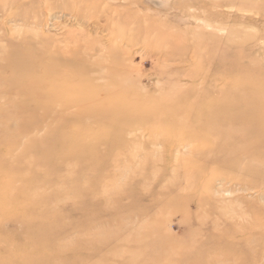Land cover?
<instances>
[{
	"label": "rangeland",
	"instance_id": "1",
	"mask_svg": "<svg viewBox=\"0 0 264 264\" xmlns=\"http://www.w3.org/2000/svg\"><path fill=\"white\" fill-rule=\"evenodd\" d=\"M0 264H264V0H0Z\"/></svg>",
	"mask_w": 264,
	"mask_h": 264
},
{
	"label": "bare ground",
	"instance_id": "2",
	"mask_svg": "<svg viewBox=\"0 0 264 264\" xmlns=\"http://www.w3.org/2000/svg\"><path fill=\"white\" fill-rule=\"evenodd\" d=\"M121 105V104H120ZM118 107H120L121 108V106H118ZM119 109V108H118ZM119 110H121V109H119Z\"/></svg>",
	"mask_w": 264,
	"mask_h": 264
}]
</instances>
